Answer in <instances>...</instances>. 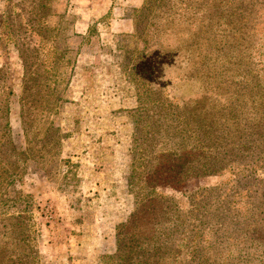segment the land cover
<instances>
[{
	"label": "trees",
	"instance_id": "16d2710c",
	"mask_svg": "<svg viewBox=\"0 0 264 264\" xmlns=\"http://www.w3.org/2000/svg\"><path fill=\"white\" fill-rule=\"evenodd\" d=\"M54 2L13 0L6 12L13 37L0 33L13 42L22 67L20 126L13 142L7 122L9 76L0 69L1 145L13 159L5 167L0 159V188L13 194L3 203L13 206V214L0 219L5 222L0 264H39L28 232L31 197L15 182L28 173L55 175L68 162L59 159L64 135L53 118L63 101L55 85L68 80L76 51L57 46L62 33L51 19ZM263 7L264 0H141L134 8L132 32L126 35L134 45L127 50L116 45L136 94V106L128 111L126 177L133 208L115 228V252L105 264H261L253 254L259 241L264 254V223L255 225L253 216L264 213V180L256 177L264 168ZM155 65L161 75H154ZM171 79L197 82L200 90L172 95ZM224 173L240 187L229 180L184 193L189 179ZM12 174L13 181L5 183ZM256 182L262 191L253 195ZM164 186L182 191L188 208L181 210L160 192ZM238 202L242 219L227 224L223 217H240ZM198 215L205 221L196 224ZM205 230L216 237L204 239ZM249 241L255 244L247 248Z\"/></svg>",
	"mask_w": 264,
	"mask_h": 264
},
{
	"label": "rangeland",
	"instance_id": "374dc122",
	"mask_svg": "<svg viewBox=\"0 0 264 264\" xmlns=\"http://www.w3.org/2000/svg\"><path fill=\"white\" fill-rule=\"evenodd\" d=\"M140 1L54 2L56 17L51 19L57 21L62 33L57 46L62 50L76 51L68 80L58 81L55 85V93L63 101L53 118L64 135L60 139L59 159L68 162L61 165L55 175L46 172V176L42 178L39 174L28 173L23 175L20 182H15V187L31 197L28 232L38 252L39 264H105L108 261L106 256L115 252V228L132 211V196L126 187L132 132L128 111L136 106V94L133 83L123 69L122 51L119 53L116 45L124 50L133 47L134 41L126 35L132 32L131 17ZM9 4H13V0H0V33H10L13 37V20L11 17L6 20ZM107 13L106 17L101 18ZM112 22L114 26L110 32ZM87 27L95 32L88 33ZM5 41L6 38L1 36L0 69L9 76L11 93L8 97L7 122L13 142V131L20 126L17 103L22 67L13 42ZM154 68V75L162 74L160 67L155 65ZM167 84L170 94L175 96L190 95L200 90V85L194 81L179 82L171 79ZM1 142L0 138L2 165H9L13 162L10 158L12 155L8 151L3 153L5 148ZM256 162L253 161L254 164ZM234 171L237 172L238 169ZM71 173L75 176L72 177ZM256 177L264 180V168L256 171ZM10 179L13 181V174L3 181L9 184ZM229 180L240 187V183H234L235 178L224 173L222 176L189 179L184 193ZM260 186L262 183L252 186L253 195L261 193ZM158 189L173 198L181 210L188 208V199L182 191L169 186ZM10 197H13L10 190L3 191L0 188V219L13 214V206H5ZM240 205L241 202H238L237 207L240 208ZM242 215L243 210L240 217L226 216L222 219L230 224L237 218L241 220ZM196 217H199L196 224L205 221L200 215ZM207 217L215 221L219 216ZM253 218L255 225L264 223V213L255 211ZM1 220L0 242L4 244L5 239L1 234L5 222ZM230 225L227 230L232 229ZM236 229L234 227L232 231L245 238ZM211 232L205 230L204 239L215 238ZM254 244L249 241L245 246L249 248ZM257 244L258 249L255 247L253 255L262 264L264 254L260 253L263 242L259 241Z\"/></svg>",
	"mask_w": 264,
	"mask_h": 264
},
{
	"label": "crops",
	"instance_id": "0c3cea01",
	"mask_svg": "<svg viewBox=\"0 0 264 264\" xmlns=\"http://www.w3.org/2000/svg\"><path fill=\"white\" fill-rule=\"evenodd\" d=\"M133 1V0H132ZM114 22V21H113ZM113 22L110 24V32L112 31V27L114 26V24H113ZM101 39H103V38H101ZM89 55H91V54H89Z\"/></svg>",
	"mask_w": 264,
	"mask_h": 264
}]
</instances>
